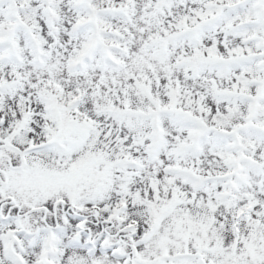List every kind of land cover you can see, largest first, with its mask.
<instances>
[{
    "label": "snow or ice",
    "instance_id": "6c2138e0",
    "mask_svg": "<svg viewBox=\"0 0 264 264\" xmlns=\"http://www.w3.org/2000/svg\"><path fill=\"white\" fill-rule=\"evenodd\" d=\"M0 264H264V0H0Z\"/></svg>",
    "mask_w": 264,
    "mask_h": 264
}]
</instances>
